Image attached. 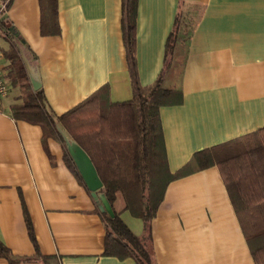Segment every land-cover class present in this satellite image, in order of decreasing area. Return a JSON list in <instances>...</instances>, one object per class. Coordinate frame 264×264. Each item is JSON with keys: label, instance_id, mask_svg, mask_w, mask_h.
Wrapping results in <instances>:
<instances>
[{"label": "crops", "instance_id": "0c3cea01", "mask_svg": "<svg viewBox=\"0 0 264 264\" xmlns=\"http://www.w3.org/2000/svg\"><path fill=\"white\" fill-rule=\"evenodd\" d=\"M4 3L1 19L37 65L43 97L55 115L102 86L114 103L131 99L121 0H56L57 35L41 34L39 0H0V7ZM178 6L179 0H137L135 28L138 76L145 86L162 69L165 42L181 11L183 102L159 109L171 173L200 150L264 128V0H185ZM9 43L0 34L2 51ZM1 66L10 87L0 99V244L11 258L31 260L0 257V264H43L41 256L51 257L49 264H137L102 254L106 227L96 199L69 168L62 143L45 137L41 126L11 117L10 108L23 95L10 83L5 58ZM117 195L116 212L124 208ZM232 208L217 167L171 181L150 224L156 264H255ZM126 215L122 211L121 219L142 236V221L131 229Z\"/></svg>", "mask_w": 264, "mask_h": 264}, {"label": "trees", "instance_id": "16d2710c", "mask_svg": "<svg viewBox=\"0 0 264 264\" xmlns=\"http://www.w3.org/2000/svg\"><path fill=\"white\" fill-rule=\"evenodd\" d=\"M185 0H179V7ZM41 34H59L56 0H39ZM137 0H121V31L132 97L112 102L107 86H102L81 103L62 115H55L47 105L42 89L33 91L27 80L18 47L20 38L1 19L0 28L10 39L3 51L9 62L8 77L13 87L23 95L20 105L10 108L16 120L41 126L45 137L57 139L64 146L65 160L76 177L82 181L69 156L59 128L75 140L90 157L102 181L97 195L106 207L96 212L106 227L104 255L119 259L130 257L137 264H156L151 247L150 224L156 215L167 184L183 176L209 167H217L238 218L247 248L255 264H264V128L244 137L200 150L188 163L171 173L168 169L159 109L180 105L183 92L180 86L186 57L185 44L179 41L181 11L177 12L165 42L163 66L157 78L141 85L138 76L136 45ZM25 49H28L27 47ZM120 193L123 212L142 221L144 234L136 236L116 212L113 203ZM24 218L28 235L38 253V245L27 211ZM146 232V233H145ZM0 257L10 262L30 261L31 258H11L0 244ZM49 264V256L39 257Z\"/></svg>", "mask_w": 264, "mask_h": 264}, {"label": "water", "instance_id": "95a60500", "mask_svg": "<svg viewBox=\"0 0 264 264\" xmlns=\"http://www.w3.org/2000/svg\"><path fill=\"white\" fill-rule=\"evenodd\" d=\"M16 45L27 73L30 86L33 91H37L42 85L38 67L34 64L33 59L27 56L23 48L20 47L19 44ZM58 130L63 138L66 150L86 186L85 188H87L91 193V196L97 200L99 197L97 195V191L102 188V181L100 180L90 157L75 140L68 138V136H66V134L60 128ZM99 204L100 208L102 209L104 207L102 202L100 201Z\"/></svg>", "mask_w": 264, "mask_h": 264}, {"label": "built area", "instance_id": "2783aa9c", "mask_svg": "<svg viewBox=\"0 0 264 264\" xmlns=\"http://www.w3.org/2000/svg\"><path fill=\"white\" fill-rule=\"evenodd\" d=\"M6 6H7L6 3L2 4V6L0 7V11L5 10ZM0 34H3L1 28H0ZM2 58H4V54L3 51L0 49V99L7 95L10 87L9 82L5 79L4 73L2 72V66H1Z\"/></svg>", "mask_w": 264, "mask_h": 264}, {"label": "rangeland", "instance_id": "374dc122", "mask_svg": "<svg viewBox=\"0 0 264 264\" xmlns=\"http://www.w3.org/2000/svg\"><path fill=\"white\" fill-rule=\"evenodd\" d=\"M118 196V198H119V200H120V202H121V200H122V197H121V195L120 194H118L117 195ZM100 197V200L99 201H101L102 202V204H103V206L104 207H106V203H105V201H103L104 199H103V197H101V196H99ZM129 215H126L125 217H124V219L126 220V218H128V221H130V227H131V229H134V230H136L137 228H138V226L139 225H141V223H140V221H138V219H136V218H131V216H129ZM130 218V219H129ZM146 233V232H145Z\"/></svg>", "mask_w": 264, "mask_h": 264}]
</instances>
